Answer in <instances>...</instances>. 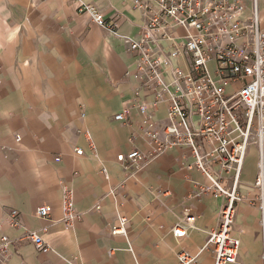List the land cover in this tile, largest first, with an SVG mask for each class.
I'll return each mask as SVG.
<instances>
[{
    "label": "crops",
    "instance_id": "1",
    "mask_svg": "<svg viewBox=\"0 0 264 264\" xmlns=\"http://www.w3.org/2000/svg\"><path fill=\"white\" fill-rule=\"evenodd\" d=\"M82 1L108 22L117 19L116 30L79 12V0H0V236L11 239L7 264H177L179 251L197 253L204 244L222 199L198 193L209 179L185 146L167 147L137 171L117 159L132 148L151 156L157 144L149 133L162 138L168 123L165 103L150 108V124L135 108L126 121L114 119L134 100L135 65L125 38L141 33L152 6ZM258 12L264 20V0ZM255 174L250 147L240 186L249 195L233 226L239 264H262L259 212L248 200ZM63 186L82 212L71 225L61 220ZM42 204L45 217L36 214ZM186 206L194 209L195 226L177 237L172 227ZM11 208L19 212L16 225L7 222ZM120 214L126 235L111 232ZM27 228L41 234L47 250L35 249ZM212 259L210 249L199 253L201 264Z\"/></svg>",
    "mask_w": 264,
    "mask_h": 264
},
{
    "label": "built area",
    "instance_id": "2",
    "mask_svg": "<svg viewBox=\"0 0 264 264\" xmlns=\"http://www.w3.org/2000/svg\"><path fill=\"white\" fill-rule=\"evenodd\" d=\"M136 2L152 9L141 33L125 38L135 65L134 100L116 112L114 119L126 121L135 108L142 122L150 124V108L165 103L168 123L162 138L155 131L149 133V139L157 144L151 156L132 148L118 154L117 159L137 171L146 159L169 146L187 147L193 166L209 179L208 184L199 185L198 193L206 192L222 202L218 220L207 231L199 251H179L177 264H201L199 253L205 249L211 250L212 264H239L240 238L233 234V226L239 202L249 195L240 186L244 160L253 147L256 174L248 200L259 212L260 259L264 264V20L258 12V0ZM77 10L90 14L94 23L107 30L115 31L118 26L117 19L108 22L92 3L79 0ZM144 92L146 95L141 94ZM101 171L106 174L104 167ZM61 208V220L68 225L82 213L66 186L62 188ZM94 208L98 209V204ZM48 213L46 204L36 209L38 216ZM195 219L193 207L186 206L172 227L173 234L184 236L187 228L195 226ZM7 222L19 223L16 209L8 210ZM126 222L124 215H118L111 232L126 235ZM24 236L37 251L47 250L37 230L27 228ZM10 244L11 239L2 234L0 264H7Z\"/></svg>",
    "mask_w": 264,
    "mask_h": 264
}]
</instances>
